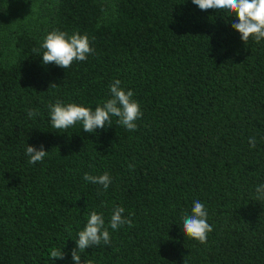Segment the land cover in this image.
Returning <instances> with one entry per match:
<instances>
[{"label": "trees", "instance_id": "trees-1", "mask_svg": "<svg viewBox=\"0 0 264 264\" xmlns=\"http://www.w3.org/2000/svg\"><path fill=\"white\" fill-rule=\"evenodd\" d=\"M234 22L192 0H54L11 49L0 39V264H74L88 213L108 226L114 206L132 227L109 228L111 243L82 261L264 264V40L245 44ZM56 29L87 34L95 53L67 69L44 65L33 49ZM117 79L143 113L135 131L117 117L95 133L52 127L49 102L95 110ZM27 145L49 153L29 164ZM105 171L107 190L83 179ZM197 199L213 228L204 244L182 230Z\"/></svg>", "mask_w": 264, "mask_h": 264}, {"label": "clouds", "instance_id": "clouds-1", "mask_svg": "<svg viewBox=\"0 0 264 264\" xmlns=\"http://www.w3.org/2000/svg\"><path fill=\"white\" fill-rule=\"evenodd\" d=\"M192 3L203 11L214 9L236 17L238 22L232 23L231 27L240 33L245 44L250 38L257 43L264 40V0H192ZM41 49L44 65L55 64L63 69L71 67L73 62L85 61L89 55L95 53V49L90 46V38L87 34L81 35L79 32H74L69 35L68 32L58 29L49 32L44 37L40 49H33V52L38 53ZM121 83L117 79L109 85L110 98L102 101L95 110L76 103L64 104L60 100L55 103L49 102L52 127L66 130L80 122L84 132L95 133L97 129H104L106 123L110 125L111 117H117L118 124L130 131H135L136 121L142 118L143 113L139 103L132 99L134 93L123 89ZM54 87L57 85L54 83L50 85V88ZM37 115H39L38 109L28 111L29 118H35ZM249 144L255 148L254 137L249 139ZM48 153L43 145L39 148L29 145L26 147V155L30 157L29 164L42 162ZM129 168H134V165H129ZM83 179L92 184L102 185L105 190L112 183V177L107 171L102 175L84 173ZM256 193V199L264 200V184L257 186ZM124 212V207L114 206L108 226L105 225L103 214H98L96 211L88 213L86 226L74 239L76 247L71 251L74 264H92L86 259L82 261L81 253L101 243L109 245L111 243L109 228L118 230L124 225L132 227V220L125 217ZM182 215L184 236L197 240L201 244L206 243L207 236L213 228L208 223V212L204 203L198 199L193 201L190 214ZM50 256L54 260H62L65 258V253L53 248Z\"/></svg>", "mask_w": 264, "mask_h": 264}, {"label": "rangeland", "instance_id": "rangeland-1", "mask_svg": "<svg viewBox=\"0 0 264 264\" xmlns=\"http://www.w3.org/2000/svg\"><path fill=\"white\" fill-rule=\"evenodd\" d=\"M5 12L0 15V39L11 49L14 34L22 28L29 30L45 23L51 14L54 0H4Z\"/></svg>", "mask_w": 264, "mask_h": 264}]
</instances>
